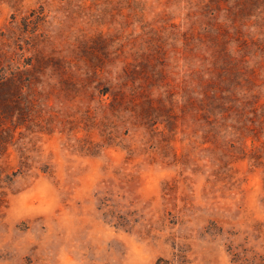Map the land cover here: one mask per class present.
I'll list each match as a JSON object with an SVG mask.
<instances>
[{"label": "rangeland", "instance_id": "rangeland-1", "mask_svg": "<svg viewBox=\"0 0 264 264\" xmlns=\"http://www.w3.org/2000/svg\"><path fill=\"white\" fill-rule=\"evenodd\" d=\"M0 264H264V0H0Z\"/></svg>", "mask_w": 264, "mask_h": 264}]
</instances>
